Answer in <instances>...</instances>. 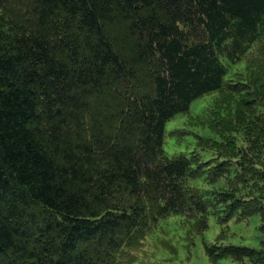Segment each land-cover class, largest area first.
<instances>
[{"label":"trees","instance_id":"trees-1","mask_svg":"<svg viewBox=\"0 0 264 264\" xmlns=\"http://www.w3.org/2000/svg\"><path fill=\"white\" fill-rule=\"evenodd\" d=\"M263 41L264 0H0V264H129L163 218L201 230L217 201L263 227L264 169L225 157L210 187L196 151L164 149L167 121L229 86L253 94L237 111L264 158V76L243 60ZM205 246L264 264V243Z\"/></svg>","mask_w":264,"mask_h":264},{"label":"rangeland","instance_id":"rangeland-1","mask_svg":"<svg viewBox=\"0 0 264 264\" xmlns=\"http://www.w3.org/2000/svg\"><path fill=\"white\" fill-rule=\"evenodd\" d=\"M260 43L243 58L250 67H256L258 71L255 73L256 76H264V41ZM241 70L245 71L244 65L232 66L230 72L236 73ZM236 76L239 77V74H235ZM228 83H233L235 89L240 88L238 84H243L242 81H228ZM222 89L200 96L193 101L189 110L167 121L164 139V149L170 156L182 153L192 156L196 151V154H199L198 159L202 161L201 169H207L201 170V174L208 176L207 180H203L210 183V187L217 188L223 186L225 188L229 184L228 177L217 178L218 176H215L217 170L214 167L209 169L211 164L219 159L226 157L221 167L225 174L231 170L230 176H233L234 170L236 172L240 170L238 167L245 162L249 164L244 167L248 169L250 176L264 169V158L256 154L260 148V142L257 139L251 140L247 134L245 136L246 131L241 124L242 117H239L240 114L237 111L243 108L236 98H246L248 101L253 94H247L246 91L229 94L232 91L229 86ZM244 111L245 118L250 119L251 112ZM255 111L260 113V110ZM248 122L250 120L246 121L247 126ZM243 148L247 149V158L242 159L241 163L239 159L243 157L241 156ZM228 163L232 165L228 167ZM234 180L237 181V178ZM213 183L216 184L212 185ZM202 186L207 187L206 184ZM241 193L243 196L240 199H249L246 196L250 195L251 188H244ZM216 198L217 194L215 200ZM224 205L226 204L220 205L218 201L216 202V213H210L207 228L201 230L198 229L195 221L187 220L183 216L163 218L148 233H145L137 244L126 250L124 261L129 264H212L213 259L209 257L205 245H214V249L226 248L228 251H236V246L246 247L242 248L244 250H248V247H263V218L258 215L245 218L251 206H244L245 209L238 206L242 207L240 210L244 212V216L232 217V212L229 213V208L227 206L225 208ZM224 209L225 213L227 212L226 217L225 214L224 217H219ZM253 209L258 208L253 206ZM229 245H235V248ZM238 257L228 256L220 259L218 264H251L250 259Z\"/></svg>","mask_w":264,"mask_h":264}]
</instances>
